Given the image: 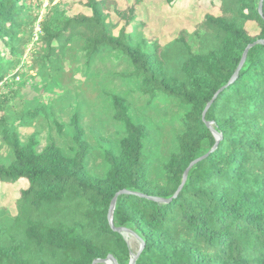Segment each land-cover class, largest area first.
<instances>
[{
	"label": "trees",
	"instance_id": "trees-1",
	"mask_svg": "<svg viewBox=\"0 0 264 264\" xmlns=\"http://www.w3.org/2000/svg\"><path fill=\"white\" fill-rule=\"evenodd\" d=\"M23 1L0 0V80L31 38L33 20ZM142 1L120 9L118 0H76L88 12L49 13L34 66L54 78L63 68L59 55L77 38L88 66L101 53H116L131 62L144 92L188 106L177 150L163 165L164 183L147 178L148 130L131 118L122 95L111 106L123 135L117 153L103 149L102 177L87 170L77 112L70 119L75 149L65 154L49 143L39 151L35 136L22 142L9 125L4 100L0 137L12 158L0 162V186L8 193L21 186L13 205L0 206V264H92L108 255L130 264L133 254L134 264H264V0L261 14L260 0H207L210 9L193 30H180L165 45L145 42L147 48L132 42ZM108 20L119 26L116 35ZM3 49L11 59L4 61ZM43 107L27 110L31 121ZM118 227L134 231L144 245L134 250Z\"/></svg>",
	"mask_w": 264,
	"mask_h": 264
},
{
	"label": "rangeland",
	"instance_id": "rangeland-1",
	"mask_svg": "<svg viewBox=\"0 0 264 264\" xmlns=\"http://www.w3.org/2000/svg\"><path fill=\"white\" fill-rule=\"evenodd\" d=\"M75 1H23L33 20L31 38L23 54L18 60L11 61L5 69L6 76L0 80V103L7 100L4 108L8 123L15 128L22 142L35 136L38 141L37 150L54 143L63 153L70 154L75 149L70 119L77 112L88 144L85 160L87 170L94 176L102 177L108 168L102 151L108 148L117 153L118 141L123 135L111 106L112 97L122 95L131 118L144 124L148 130L144 140L147 178L155 184H163V165L170 154L177 150V136L183 131L181 118L188 111V106L164 94L153 98L150 93L144 92L142 84L134 75L131 62L116 53H101L88 66L85 52L77 44V38L68 42L59 55L63 70L54 78L44 77L42 73L40 75V68L38 70L34 66L35 59L41 55V23L49 13L56 10L88 12L80 5H74ZM129 1L118 0V8H124ZM183 2L185 6L179 9L180 4L169 7L162 0H143L137 7L141 20L134 23L132 42L147 48L146 43L158 39L160 44L165 45L180 30H193L209 11V4L207 0ZM112 22L107 21L108 29L116 35L119 26L113 27ZM1 55L5 57L4 61L11 59L6 49H3ZM38 105L44 107L31 121V116L26 112ZM11 158V151L0 137V162L8 163ZM20 186L16 183L9 193L0 186L1 207L13 205ZM125 237L134 250L140 248V240L135 235L127 233Z\"/></svg>",
	"mask_w": 264,
	"mask_h": 264
},
{
	"label": "water",
	"instance_id": "water-1",
	"mask_svg": "<svg viewBox=\"0 0 264 264\" xmlns=\"http://www.w3.org/2000/svg\"><path fill=\"white\" fill-rule=\"evenodd\" d=\"M262 2H263V0H260V2H259V6H258V12H259L260 14L262 13ZM253 45H254V43L251 44V45H248V46L245 48L244 53H243V56H242V59H241L240 64H239V67H241V65L243 64L248 49H249L251 46H253ZM239 67H238V68H239ZM210 104H211V102L207 103V105H206V107H205V109H204V111H203V114H202L203 119H204V116H205V112L208 110ZM206 125H207L210 129H212V126H211L210 123L207 122ZM218 137H219V139H222V136H221V135H219ZM196 162H197V160L192 161V162L190 163V165L187 167V169L185 170V172H184V174H183V178H182V183H181L179 189H180V188L183 186V184L185 183L186 178H187V175H188V172H189V169H190L191 166H192L193 164H195ZM121 192L123 193L124 191H121ZM121 192H120V193H121ZM118 194H119V193H117V194L115 195V197L112 199V201H111V205H110V209H109L108 218H109V223H110L111 226H112V222H113V210H114V206H115V202H116V198H117ZM153 199L156 200V201H162V200H163V199H161V198H153ZM114 230L117 231V232H119V233H121L125 239H126L125 234H127V233H131V234L135 235V236L140 240V247H142V246L144 245V241L141 239V237H139L134 231L130 230L129 228H126V227H118V228H114ZM136 258H137V255H134V254H133V255L131 256V263H130V264H134ZM92 264H117V262H116L115 258H114L112 255H108V257H106L105 259H95V260L92 262Z\"/></svg>",
	"mask_w": 264,
	"mask_h": 264
}]
</instances>
